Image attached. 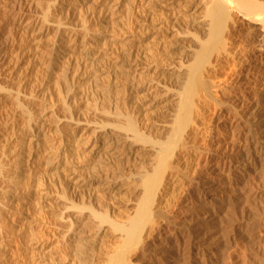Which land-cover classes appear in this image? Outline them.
Masks as SVG:
<instances>
[{
	"label": "rangeland",
	"instance_id": "1",
	"mask_svg": "<svg viewBox=\"0 0 264 264\" xmlns=\"http://www.w3.org/2000/svg\"><path fill=\"white\" fill-rule=\"evenodd\" d=\"M158 1L163 4L131 0L130 14L121 8L118 14L107 18H112V23L98 32L94 48L101 54L110 53L107 58L116 62L113 67L99 57L98 60L103 61L99 63V70L103 73L99 74L98 82L106 85L104 73L107 72L117 76L114 78L116 84L110 85V95L112 98L118 95L120 114L129 112L141 132L164 139L175 113V94L181 87L173 76L164 72L175 73L178 70L175 66L188 65L186 63L194 57V48L200 47L193 34L202 37L204 30L199 26L207 18L203 13L206 11L204 0ZM258 3L260 9L264 8V0ZM237 9L230 12L232 16L224 32L223 47L221 43L206 44L209 49L204 46L203 52L207 51L204 56L209 58L200 63L199 80L194 86V102L198 107V111H194L197 113L195 123L188 126L183 134L184 141L178 143L169 159L165 169L167 179L164 178L157 192L159 195L155 196L151 206L154 212L145 221L142 237L125 248L127 264H264V32L260 25L250 23L253 20L249 17L246 20L244 12L239 13ZM8 31L6 24L0 26V45L8 40ZM174 41L179 42L175 45ZM141 51L153 58L143 61ZM138 54L139 63L143 61L139 65L145 68V73L141 79L133 80L132 75L137 71L134 59ZM120 65L125 68H119ZM95 93L99 100L104 96L102 92ZM90 117L86 120L100 122L108 116L101 112L95 116L96 120ZM125 119L119 115L111 121L123 123ZM111 145L104 147L105 151L110 149L102 157L106 165L104 172L93 171L89 165L91 159L86 158L82 162L84 166H76L79 171L74 180L83 184V202L92 204L97 211H107L116 221L125 222L134 214L142 196L138 176L151 171L155 158L148 144L120 139L119 143ZM106 174L112 179L110 181H116L110 191L96 187ZM37 176L53 184L47 189L51 195L42 198V211L35 219L43 230L38 234L45 239L40 244L45 247L46 254L65 255L61 264H79L72 255L74 247L63 241L69 215L76 210L71 209L68 199L60 196L61 175L53 166H41ZM97 191L100 200L89 201L87 196ZM84 212L87 220L85 216V220L83 217L81 220L88 225L83 236L91 240L82 264H105L107 254L120 245V233L88 214V209ZM11 249L18 254L21 252L14 247ZM22 252L28 257L27 251ZM46 259L40 264L46 263Z\"/></svg>",
	"mask_w": 264,
	"mask_h": 264
},
{
	"label": "bare ground",
	"instance_id": "2",
	"mask_svg": "<svg viewBox=\"0 0 264 264\" xmlns=\"http://www.w3.org/2000/svg\"><path fill=\"white\" fill-rule=\"evenodd\" d=\"M130 1L0 0V26L6 24L9 29L8 40L0 45V264H40L45 258L47 259L44 264H61V260L66 258L65 255L59 257L55 253L46 254L45 247L40 244L45 239L38 234L43 233V230L41 226L38 227V221L35 219L42 211L40 206L44 202L42 198L47 197V189L53 185L52 182L48 183L37 176V170L41 166H53L56 171L58 170L61 175L60 196L68 199L66 201L71 209L76 210L69 215V220L67 219L69 224L64 230L63 239L64 243L67 242L70 247H74L72 255L75 260L79 264L84 263L85 251L90 246L91 239L83 236L88 224L82 221L85 220L84 216L87 220L84 210L88 209V214L96 217L101 223H108L120 233V245H116L117 248L107 254L106 263H103L127 264L125 248L137 243L142 237L145 221H148L154 212L151 206L156 200L155 196L159 195L157 192L160 191L164 178L165 181L167 179L165 169L169 159L183 139L184 132L189 129L188 126L195 123L197 113L194 114V111L198 107L194 102V86H197L199 80L200 63L209 58L204 56L207 53L203 52L204 46L208 43L213 46L221 43L223 47L224 32L232 16L230 12L236 8L239 9L236 10L239 13L244 12L246 20L247 17L253 20H250V23L260 25L264 32V8H259L258 0H204L206 11L203 13L207 21L199 26L204 30L203 34L201 33L202 37L193 34L194 40L200 43L199 48L198 46L194 48V55L192 54L194 57H191L193 62L188 56L191 63L187 62V66L174 65L178 69L174 71L175 73L164 72L169 77L173 76L181 87L176 88L179 90L175 94V106L173 105L175 113L172 123H168L171 126L167 137L165 135L164 139H156L141 132L129 112L124 114L125 116L120 114L118 95L113 98L110 95V85L116 84L114 78L117 76L107 72L104 73V78L108 81L106 85L98 82L101 79L99 74L103 73L99 70L100 61L102 63L105 59L106 62L112 63L113 67L116 62H111L112 58H107L110 53L101 54L95 50L96 36L99 38L98 32L101 28H107V25L112 23V18L107 19L108 17L118 14L121 8H124L126 13L131 11ZM152 2L155 5L162 3L158 0ZM164 13L166 14V11ZM202 17L203 15L200 16ZM172 26L173 23L170 27ZM199 31L202 32L201 29ZM170 39L165 40L172 43ZM174 42L176 45L179 41ZM124 44L127 45V41ZM138 56L139 54L134 59L137 71L132 75L133 78L131 77L133 80L141 79L145 73V68H141L140 63L147 58H153L141 51L143 61L139 63ZM99 57L103 58V61L98 60L101 59ZM119 68L125 67L120 65ZM96 91L104 94L102 99H97ZM101 112L108 117L100 122L92 120L95 122L93 126V122L88 120L91 122L90 125L86 118L91 116L96 120L95 116ZM119 115L126 118L125 122L111 121L112 117ZM120 139L143 143L145 146L148 144L155 158L151 171H145L138 176L143 188L142 196L134 214L125 222L116 221L107 211H97L92 204L83 202L84 195L81 194L83 184H80L78 179L74 180L75 173L79 171L76 166L81 165L86 158L91 159L89 165H92L93 171L104 172L103 166L106 165L102 157L105 152H110V149L105 151L104 147L119 143ZM110 180L112 179L106 174L96 187H104L110 191L115 187L113 183H116L115 180ZM87 199L100 200L99 191L88 195ZM7 236L12 243H7L9 242ZM10 244L11 248L20 250V254L14 252L9 247ZM22 251H27L28 257L23 255ZM39 255L45 258L41 260ZM9 258L14 261H9Z\"/></svg>",
	"mask_w": 264,
	"mask_h": 264
}]
</instances>
